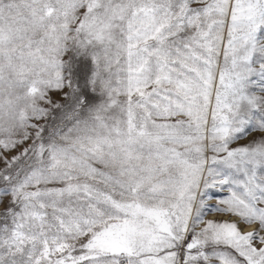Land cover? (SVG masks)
Masks as SVG:
<instances>
[{"label": "snow or ice", "instance_id": "1", "mask_svg": "<svg viewBox=\"0 0 264 264\" xmlns=\"http://www.w3.org/2000/svg\"><path fill=\"white\" fill-rule=\"evenodd\" d=\"M0 264H264V0H0Z\"/></svg>", "mask_w": 264, "mask_h": 264}, {"label": "rangeland", "instance_id": "2", "mask_svg": "<svg viewBox=\"0 0 264 264\" xmlns=\"http://www.w3.org/2000/svg\"><path fill=\"white\" fill-rule=\"evenodd\" d=\"M259 135V133H253L252 135L248 136L247 138L245 139H242L240 140L238 143L239 144H247L251 139H253L255 136ZM235 146V145H234ZM218 195L220 196H223V195H226V193H219ZM215 201H213L214 203ZM208 219H223V218H227V217H221L219 216L218 214H215V213H210L208 216H207Z\"/></svg>", "mask_w": 264, "mask_h": 264}]
</instances>
